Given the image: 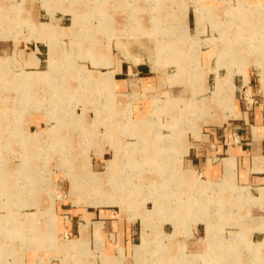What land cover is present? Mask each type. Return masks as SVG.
<instances>
[{
  "label": "rangeland",
  "instance_id": "374dc122",
  "mask_svg": "<svg viewBox=\"0 0 264 264\" xmlns=\"http://www.w3.org/2000/svg\"><path fill=\"white\" fill-rule=\"evenodd\" d=\"M52 4L67 8L52 9ZM43 8L48 9L50 22ZM35 9L41 10L42 21L48 23L37 26L29 20ZM58 10L71 16L60 15L59 19L55 15ZM60 24L69 27L60 28ZM45 37H51L48 70L44 63L42 69L46 71H31L27 66H37L39 59L32 53L26 64L30 50L27 42L21 43ZM0 40L8 45L0 49V241L4 245L14 242L21 246L28 241L34 246L35 237L12 239L8 234L14 236L18 231L24 235L25 215L42 211V207L34 206L41 202H46L45 218L50 231H55V205L61 193L75 205L118 206L133 220L146 213L153 216L151 222L162 216L154 225L155 232L161 231L163 222L178 216L188 215L190 222L207 224L206 254L186 255L182 250L181 256L174 258L163 247L155 246L159 251L156 264H264L262 235L256 242L245 234L235 235L251 232L256 226L252 215L262 213L256 206L250 210L246 203L257 200L232 182L230 161L221 182L191 181L187 177L194 185L193 194L183 203L177 200L180 193L174 175L166 174L180 169L190 144L240 118L251 104L261 114L259 136L264 143V0H0ZM55 52L57 60L65 58L71 63L57 64ZM205 53L210 60L207 63L202 61ZM103 54L105 60L98 66L110 67L112 56L129 65L145 63L154 77L151 92L131 77L127 111L122 116L124 122L133 124L130 135L138 137V142L129 144L127 159L120 166L113 160L108 162L114 158L112 141L116 140L110 134L115 130H108L115 126V120L110 113L108 120L105 111L108 104L118 102L108 95L113 88V72H99L101 76L95 77L88 71L96 70L92 60ZM249 74L255 81L254 95L239 86L242 76L248 84ZM39 82L44 84L42 88L36 85ZM95 83L103 91L90 88ZM65 87L78 93L72 95ZM140 101L153 103L152 112L133 115L131 104ZM35 118L54 125L57 134L70 132L71 138L78 139L80 159L75 158L70 139L35 143L19 134L18 126ZM98 119H107L106 128ZM120 137L136 141L131 136ZM101 148L106 154L97 159L95 150ZM230 188H237V194L225 206L216 195ZM209 191L212 195L206 196ZM240 203L242 206L237 207ZM148 204L153 209L145 213L143 208ZM226 217L229 224L223 230L220 218ZM148 229L152 233L153 228ZM259 230L264 231V220ZM148 247L144 232L142 245L136 248L138 264H145L143 255ZM148 259L153 261L151 253Z\"/></svg>",
  "mask_w": 264,
  "mask_h": 264
},
{
  "label": "crops",
  "instance_id": "0c3cea01",
  "mask_svg": "<svg viewBox=\"0 0 264 264\" xmlns=\"http://www.w3.org/2000/svg\"><path fill=\"white\" fill-rule=\"evenodd\" d=\"M59 7L67 8L60 4L57 6L55 4L51 5L52 9ZM43 9L49 16L48 22H50L51 16L48 9ZM31 12V18L29 20L33 21V23H35L34 25L38 26L40 23H48L42 21L43 13L41 10L37 11V9H35ZM55 15L59 18L60 15L70 14H65L58 10ZM59 26L60 28L69 27L62 26V24ZM70 34L61 35L59 38L64 36L68 37ZM30 35L31 34L29 33L26 37H30ZM45 38L46 39L42 41H36L35 39L27 41L24 39L21 43V46H23V43L27 42V47L30 50L25 56L26 64L30 61V55L32 53H35L36 57L39 59L37 66L29 67L26 65L29 69H31V71L42 72L48 70L50 50L49 43L51 42V37ZM12 42L14 43L13 40ZM7 46L8 45H6L5 40H0V49H4ZM105 57L106 56L103 54L102 58L93 59L92 62L97 65V63L99 64L102 60H105ZM54 58L57 64L62 62L71 63L65 58L61 61L57 60L56 52ZM111 60L112 65L110 67H101L97 65L95 67L96 70L88 71L92 72L95 77L101 76L99 72H113L114 81L112 92L109 91V94L106 93V95L108 94L114 98H118V102H113L111 105L108 104V108L105 111L106 118L108 120L109 113L112 115L111 118L115 120V126L108 130H115V132H110V134L115 135L116 140L113 139L115 142L112 141L114 158H111L108 162L113 160L118 162L120 166L127 159V153L130 148L129 144L138 142V137L130 135V129L133 127V124L124 122L125 117L122 116V114L124 115L127 111L128 102L126 101L129 99L128 97L132 81L131 77L139 81L141 87H143V89L147 92H151L153 90L154 77L151 75L149 66L145 63L129 65L119 59L115 60L112 56ZM202 61L204 63L210 61L206 53ZM44 63H47L46 70L42 69ZM83 73L84 72H82V74ZM45 78L48 79L49 77L47 76L43 79ZM254 82L255 81L252 76L249 74L248 84H245L244 77L242 76L241 84L239 86L240 88H248L246 92L249 91L252 95H254L257 94L255 93L256 88ZM36 85L39 86V88H42L44 84L39 82ZM235 86L237 85L235 84ZM71 87L74 88V86ZM92 87L94 90H102L97 83L90 86V88ZM65 89L68 88L65 87ZM76 89H79V86L75 87V90ZM68 90L72 93V95H76V93H78V91L74 92L72 89ZM173 93L176 94L178 92L175 91ZM175 99L181 98L175 97ZM97 106V109L102 110V106ZM153 107V103L148 101H140L133 106L131 104L133 115L136 113L141 114V116H144V114L148 115L152 112ZM107 119L104 122H100V119H98V124L100 122L105 125ZM117 122H120V124H118L119 127L117 126ZM260 122L261 114L258 112L257 107H253V104H251V108H248L247 111L241 113L240 118H234L232 122L210 130L208 134L203 135L204 139L202 141L190 144L189 152L183 157L180 169H175L170 173H166L168 175H174V181H176L175 183L177 184L178 192L180 193V197L177 200L183 203L184 201L187 202L188 197L193 194L192 190L194 185L187 182V177H190L189 179H191V181L200 180L212 183L221 182L227 175L226 162L230 161L232 165V182L238 189L248 190L252 198L257 200L256 202L246 203L250 206V210L256 206V209L260 211L259 213H262L258 214V217L254 215H252V217L250 216L252 218V222H255L256 225L251 232H247V234L245 232H234L235 235L245 234V236H247V238L252 242H256L255 240L260 234L262 235L261 240L264 238V231L259 230L260 225L264 220V143L260 140L259 136ZM126 125L128 126L126 127ZM18 127L21 129L19 134L22 132L28 142H48L51 144L52 142L58 143V139L60 141L70 139L75 145H70L73 150L75 149V158L80 159V154L82 153L77 149V145L80 141L76 138L74 139V137L71 138L72 134H70V132L68 135L65 133L63 135L60 131L57 134V130L54 125L49 126L47 123L42 122L41 119L36 118L29 121L26 125L24 123ZM120 135L131 136L136 141L133 142L126 139L123 140ZM95 137L96 136L94 135L92 142L95 141ZM54 138H57V141H54ZM66 143L63 144L62 142L61 144L68 146ZM116 148H118V151ZM105 154L106 151L102 148L101 150H95L94 153L97 159L104 158ZM118 154H121V156H118ZM90 157L92 158V156ZM140 157V159H142L143 155H140ZM14 172L17 173V171ZM65 174L67 175L68 173L65 172ZM103 174L105 175V173ZM52 175H56V173L53 172ZM72 175L74 174L72 173ZM178 181L180 183H178ZM237 188L225 190L220 196L216 195V197L220 199L221 203H225L226 206L230 201H232L233 196L237 194ZM105 189L110 190L107 187H105ZM58 194L60 195V198L57 199L55 205V231H50V224H48V221L45 218V210L47 207L46 202L34 205L38 208L42 207L43 210L27 213L25 215V221L22 222L25 225L24 235H20L17 231V235L15 234L16 236H10L9 234L8 236L12 239L28 240L35 237V239H37L35 240L36 243L34 242L33 246V243L32 245H29L28 241H26V243H22L20 246V244L18 245L13 242L12 245L6 246L2 243V241H0V264H138L135 257L136 248L142 245L144 232L147 235L149 243V247L145 250L143 255V261L145 264H156L155 261L157 255H159V251H156L155 246L161 247V249L163 247L168 252V255L174 258L181 256L182 250H184L186 255H203L209 250V243L207 241V224L202 221L190 222L191 218L188 215L174 217L173 221L163 222L159 228L161 231L155 232L156 230L154 231V225L161 221L162 216L159 220L157 219L155 222H151L153 216L148 217L146 213V209H153L149 208V204L143 208L146 215L141 214L138 216V219L133 220L129 216L125 215V213H123L121 208L118 206L75 205L74 202L66 200V194ZM205 194L206 196H211L212 192L209 191ZM183 197L185 199H182ZM18 206L22 207L20 205ZM240 206H242L241 203L237 207ZM2 219L3 216L0 215V222ZM220 219L222 220L221 222L224 230L225 225L229 224V220L227 221V217L225 219ZM240 220L239 223H243V220L242 222ZM12 222L13 226H15L14 224L16 221L13 219ZM96 224L101 225L96 227ZM149 226L151 229L153 228L152 233L154 232V237L152 233L149 232ZM169 227L171 228L170 232L167 230ZM97 229L99 230V234L97 233ZM170 234H172L173 237H163L164 235ZM8 236L4 235L3 238L6 237L5 239H10ZM48 236L51 237L48 238ZM0 240H3L2 237H0ZM50 240H53L54 243L50 242ZM71 241L77 242L75 245L68 244ZM52 244H55V247H53ZM66 244L68 245L65 246ZM149 253L152 254V262L148 259Z\"/></svg>",
  "mask_w": 264,
  "mask_h": 264
},
{
  "label": "bare ground",
  "instance_id": "6f19581e",
  "mask_svg": "<svg viewBox=\"0 0 264 264\" xmlns=\"http://www.w3.org/2000/svg\"><path fill=\"white\" fill-rule=\"evenodd\" d=\"M204 109V108H203ZM135 164V163H134ZM144 175V174H143ZM140 177H141V175H140ZM143 184V183H142ZM136 186V185H135Z\"/></svg>",
  "mask_w": 264,
  "mask_h": 264
}]
</instances>
